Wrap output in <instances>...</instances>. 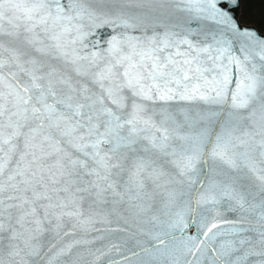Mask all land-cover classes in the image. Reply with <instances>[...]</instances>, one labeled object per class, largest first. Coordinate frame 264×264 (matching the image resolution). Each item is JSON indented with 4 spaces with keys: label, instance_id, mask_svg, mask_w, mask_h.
<instances>
[{
    "label": "snow or ice",
    "instance_id": "6c2138e0",
    "mask_svg": "<svg viewBox=\"0 0 264 264\" xmlns=\"http://www.w3.org/2000/svg\"><path fill=\"white\" fill-rule=\"evenodd\" d=\"M0 264H264V0H0Z\"/></svg>",
    "mask_w": 264,
    "mask_h": 264
},
{
    "label": "rangeland",
    "instance_id": "374dc122",
    "mask_svg": "<svg viewBox=\"0 0 264 264\" xmlns=\"http://www.w3.org/2000/svg\"><path fill=\"white\" fill-rule=\"evenodd\" d=\"M261 5L259 4H248L241 9L242 22L247 19L249 22L258 20L260 15Z\"/></svg>",
    "mask_w": 264,
    "mask_h": 264
},
{
    "label": "water",
    "instance_id": "95a60500",
    "mask_svg": "<svg viewBox=\"0 0 264 264\" xmlns=\"http://www.w3.org/2000/svg\"><path fill=\"white\" fill-rule=\"evenodd\" d=\"M110 29H101L98 31V34L96 36V39H99L101 41V43H103V41L105 40V38H107L109 36L110 33ZM120 258V257H118Z\"/></svg>",
    "mask_w": 264,
    "mask_h": 264
}]
</instances>
